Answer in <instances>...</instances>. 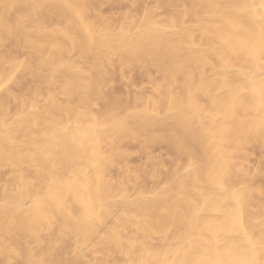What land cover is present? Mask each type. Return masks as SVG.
<instances>
[{"label": "bare ground", "instance_id": "1", "mask_svg": "<svg viewBox=\"0 0 264 264\" xmlns=\"http://www.w3.org/2000/svg\"><path fill=\"white\" fill-rule=\"evenodd\" d=\"M85 1L0 0V264H54L52 257L55 264H119L118 258L128 264H264V169L245 183L240 158L230 151L249 148L250 133L264 140V0H192L190 9L179 6L186 25L175 29L167 16L158 29L155 41H166L169 53L182 37L191 44L189 57L179 54L181 68L208 71L217 88L212 105L225 116H183L184 136L175 148L191 164L169 184L119 198L128 216L112 212L115 150L102 144L111 129L96 122L90 104L89 82L98 85L90 70L109 64L112 33L81 27V9L66 16L59 11ZM15 6L26 15L12 25L6 18ZM53 15L63 25L44 21ZM32 17L42 19L28 25ZM142 20L141 37L118 49V60L136 47L151 52ZM83 39L90 48L78 43ZM235 111L242 117L232 135L226 121ZM174 113L170 104L162 121ZM155 122L143 114L136 131L148 155L160 143L173 146L174 133L154 134ZM214 123L228 130L225 136L216 138ZM111 219H124L127 233L138 234L139 227L140 240L120 239ZM43 232L52 243L35 256L29 241L42 248Z\"/></svg>", "mask_w": 264, "mask_h": 264}, {"label": "rangeland", "instance_id": "2", "mask_svg": "<svg viewBox=\"0 0 264 264\" xmlns=\"http://www.w3.org/2000/svg\"><path fill=\"white\" fill-rule=\"evenodd\" d=\"M22 3L23 1H19V4ZM192 4V0H170L169 2L167 0H86L82 5L59 10L66 16L69 15V10L81 9L84 18L81 27L91 28L95 32L101 30L112 33L114 47L112 55L109 56L110 62L99 71L90 70L93 80L98 81V85H93L91 81L89 85L92 86L91 93L94 95L90 102V104H94L91 105L94 119L97 123H103L104 126L111 129L110 133L105 134L102 138V144L105 147L112 144L115 150L110 178L113 183L117 184L116 190L111 196L112 212L114 213L121 210L125 216H128L129 211L127 207L118 202L119 198L130 196L134 189L136 191L138 188H142L141 192L144 193L151 192L153 187L169 184L185 165L191 164L185 156L179 155L175 148L177 145L175 141L184 136L182 127L185 119L183 116H190L195 111L212 119L225 116V110L217 109L212 105V94L217 88L215 84L209 83L208 71L204 70L200 75L199 65L193 68L187 64L184 69L181 68L183 61L179 62L180 55L184 58L189 57L191 50V44L185 40V37H182V45L174 46V50L170 53L167 52L166 41H155L158 29L164 25L167 16L172 17L175 21V29H179L181 24L186 25L188 19L180 20L179 6L183 5L190 9ZM10 13L11 16L6 20L8 19L7 21L12 25H16L18 18H23L26 15L22 6L13 7ZM57 18L56 15H53L44 21L48 23L55 21L60 26L63 25ZM143 18L148 24L143 35L151 41V52L147 54L136 47V51L118 60L120 54L118 49L128 50L132 43L141 37L140 29ZM39 19L42 18H30L28 25ZM127 32L130 33V36H127ZM128 41L130 42L128 43ZM12 43L17 44L15 41ZM78 43L82 44L84 49L91 47V41L89 43L87 39ZM66 44L71 43H62V45ZM199 44L200 41L195 40L192 45L199 46ZM78 49V46L75 45L71 52L76 53ZM18 52L21 54L16 50V58L21 56ZM164 52L167 54L163 55ZM86 62L91 63L92 59L88 58ZM55 91L56 86H53L50 92L55 93ZM45 99L44 95L39 103L44 102ZM57 99H61L59 95H57ZM170 104L174 105L175 113L162 121L164 110ZM235 112L231 118L229 115L226 121L232 135L238 132L237 118L241 116L239 112ZM143 114L156 119L157 122L153 124L154 134L165 136L170 132L174 133L173 146L160 143L152 155H148L145 149L139 148L143 143L136 137V131ZM218 126L215 123L212 126L215 129L216 138H220L221 133L225 136L228 130L220 131ZM248 143L249 148L247 147L244 152L236 149L230 150L240 158L242 163L240 169L246 175V179H242L245 183L250 177L261 175L264 169V140L250 133ZM224 154L226 153L224 152ZM148 156H152L155 162H148ZM63 162L64 165L67 164V162ZM150 185L152 186L150 187ZM110 222L118 225L120 239H128L134 243L140 240L141 229L139 227L136 229L138 234L127 233L124 231V219H111ZM134 226H136L135 223ZM41 237L42 248L29 241L35 256H39L40 250L44 247L46 249V246L48 247L52 243L46 232L41 233ZM159 244L156 242L155 247ZM130 249L131 247H128L127 252L129 256H132L134 252H131ZM20 253L24 256L25 250L22 249ZM56 259L52 257V263H57ZM118 259L119 264H128L126 259ZM15 264L27 263L21 259Z\"/></svg>", "mask_w": 264, "mask_h": 264}]
</instances>
